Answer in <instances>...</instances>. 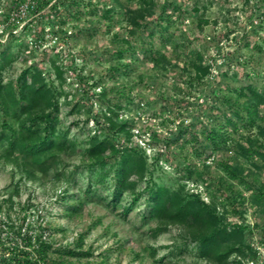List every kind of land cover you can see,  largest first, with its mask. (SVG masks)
<instances>
[{"label":"rangeland","instance_id":"obj_1","mask_svg":"<svg viewBox=\"0 0 264 264\" xmlns=\"http://www.w3.org/2000/svg\"><path fill=\"white\" fill-rule=\"evenodd\" d=\"M58 1L0 0L3 92L16 90L26 68L39 71L56 90V134L68 145L44 173L24 169V157L9 156L0 143V264L36 258L37 245L27 246L25 234L33 243L50 241L62 255L49 258L68 264H218L196 247L203 228L152 216L146 194L128 213L132 193L110 204L112 173L97 183L101 167L88 166L94 138L145 155L136 191L151 178L172 192L197 194L229 230L241 225L223 245L235 252L221 264H264V0H153L148 8L140 0H78L68 8ZM120 47L131 48L122 59L114 52ZM112 67L119 70L110 76ZM206 67L196 81V70ZM248 85L263 98L254 123L226 126L232 112L223 98L242 103L237 90ZM1 115L0 108V122ZM212 125L226 126V145L205 141Z\"/></svg>","mask_w":264,"mask_h":264},{"label":"trees","instance_id":"obj_2","mask_svg":"<svg viewBox=\"0 0 264 264\" xmlns=\"http://www.w3.org/2000/svg\"><path fill=\"white\" fill-rule=\"evenodd\" d=\"M58 2H61L63 7L68 8L76 5L78 0H61ZM140 3L142 7L148 8L152 6L153 0H140ZM142 7L137 13L143 20L145 15ZM56 12L58 15L61 13L59 9ZM109 19L111 18L109 17ZM64 22L62 21V24ZM148 28L149 26L146 27V30ZM146 34L149 38L147 43L152 46V38L155 32L151 30ZM151 46L145 47L144 52H150L154 58L155 51ZM130 49L129 47H120L114 52L119 59H122ZM5 65L6 62H0V71ZM118 70L119 67H112L109 70L110 76H113L114 72ZM207 74V67L204 69L198 68L194 79L200 82ZM4 89L5 87L0 85V108L2 112L0 143L5 141L9 147V151H7L9 156L18 152L24 157L21 164L24 169L32 166L44 173L47 172L55 166L56 153L63 152L68 147L65 137L56 134L55 122L58 117L59 102L55 88L47 86L41 79V73L33 67H29L17 77L15 91L3 92ZM248 92L250 96H248ZM237 93L239 97L243 98L242 103L233 101L229 97L223 98V104L227 105V108L232 112L231 116H226L224 113L226 126L235 127L238 120L246 121L252 125L258 112V106L263 98L251 85L241 87L237 90ZM109 110L116 114L111 106H109ZM35 111L41 113L30 117L28 123L21 122L23 115ZM214 118L218 121L219 116ZM109 122V129H112L115 123L111 119H109ZM124 126H119V131H123ZM226 126L212 125L205 133V141H208L213 148L226 145L231 140L230 132ZM200 152L198 151L199 154ZM87 154L92 159V162L88 165L89 168L99 165L102 169L97 183L103 182L104 177L112 173V189L109 199L111 205H117L124 192H130L133 194V199L125 210L128 213L135 202L146 194V204L152 216L173 223H182L191 228H203L204 234L196 241V247L203 258L221 264L226 261L230 252H235L233 250L224 252L223 245L226 244L228 237L241 234L242 226L236 223L232 231L229 230L227 224L219 223L209 204L200 200L197 194L182 195L178 192H172L165 186L157 185L151 178L146 182V186L142 191H136L138 181L142 180L147 172L146 157L140 151L133 148L124 151L113 143L111 138H105L101 141L94 138L90 143ZM157 158L158 156L155 157V160ZM107 164H109V171L104 170ZM223 168L232 177L236 178L238 176L237 168L227 163H223ZM261 194L264 195V191H261ZM19 235L21 236V232H19ZM22 240L29 247H34V244L37 245L36 258L33 261L25 259L22 264H68L49 258L50 253L54 251L55 254L62 255L59 249L53 248L50 241L36 238L33 243L31 237L26 234L22 237ZM68 253L71 255L76 254L73 250L68 251Z\"/></svg>","mask_w":264,"mask_h":264}]
</instances>
